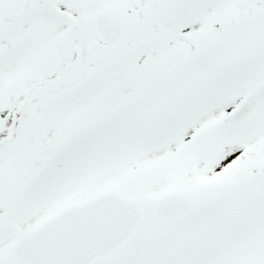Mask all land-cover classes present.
<instances>
[{
  "label": "snow or ice",
  "instance_id": "6c2138e0",
  "mask_svg": "<svg viewBox=\"0 0 264 264\" xmlns=\"http://www.w3.org/2000/svg\"><path fill=\"white\" fill-rule=\"evenodd\" d=\"M0 264H264V0H0Z\"/></svg>",
  "mask_w": 264,
  "mask_h": 264
}]
</instances>
